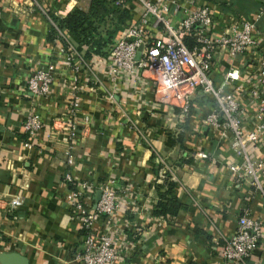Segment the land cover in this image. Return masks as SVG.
I'll return each instance as SVG.
<instances>
[{
	"label": "crops",
	"instance_id": "0c3cea01",
	"mask_svg": "<svg viewBox=\"0 0 264 264\" xmlns=\"http://www.w3.org/2000/svg\"><path fill=\"white\" fill-rule=\"evenodd\" d=\"M89 1L37 0L47 15L58 18L74 7L85 10ZM118 1L112 6L122 9L121 20L113 18L110 24L107 18L98 29L102 36L111 34L109 42L140 14L134 1ZM17 2L0 0V253H20L28 264H78L73 254L81 247L82 235L63 199L69 144L71 172L78 179L96 186L109 177L114 180L120 205L109 219L102 216L95 223L117 241L111 264H221L220 239L233 232L239 215L246 212L264 225L262 195L249 179H237L228 168L230 162H239L229 150L228 134L203 122L210 101L196 95L190 109L182 113L180 99L156 86V76L148 71L112 82L105 64L96 65L97 81L91 80L82 92L77 117L86 129L72 143L64 133L52 131L53 117L67 105L66 85L57 79L46 95L36 96L26 89V80L48 61L65 78L72 73L57 52L59 43L47 38L46 16L40 10L24 13ZM197 2L213 8L214 35L253 12L259 3L264 5V0ZM235 4L238 10L232 8ZM255 25L262 39L259 52L264 54V18ZM66 35L79 53L86 51V45ZM255 59L252 54L243 72L255 67ZM217 60L214 70L224 73L226 61ZM232 88V84L226 87ZM235 96L244 101L242 93ZM26 113L41 120V128L32 136L21 128ZM256 152L264 155V143ZM160 175L174 184L175 196L184 204L166 220L152 214ZM259 182L264 191V173ZM97 191L94 187L92 205ZM12 196L20 198V205L8 212L5 206ZM246 264H264V228Z\"/></svg>",
	"mask_w": 264,
	"mask_h": 264
},
{
	"label": "built area",
	"instance_id": "2783aa9c",
	"mask_svg": "<svg viewBox=\"0 0 264 264\" xmlns=\"http://www.w3.org/2000/svg\"><path fill=\"white\" fill-rule=\"evenodd\" d=\"M132 1L140 8L137 21L109 42L105 56L86 60L37 0H18L17 6L22 12L40 10L46 16L52 40L59 43L57 52L64 56L65 67L72 73L65 78L62 72H56L53 61H48L26 80V89L36 96L46 95L57 79L66 85L67 105L65 111L53 117L52 131L64 133L72 143L78 133L86 129V124L77 117L82 92L91 80L97 81L96 65L105 64L106 77L112 82L123 75L141 77L143 71H148L156 76L153 80L156 86L159 84L165 93L170 92L180 99L178 107L182 113L190 109L196 95L210 101L211 108L203 122L213 130L228 134L229 150L239 159L238 163L228 164L229 170L237 179H249L251 187L264 199L259 182L264 173V155L256 152L264 143V54L259 52L262 39L255 25L257 20L264 18V5L239 16L214 35L211 28L215 12L209 4H198L197 0ZM252 54L256 57L255 67L243 72V67L252 61ZM216 57L226 61L224 73L214 70ZM235 62L240 67L234 66ZM229 84L233 85L231 90L226 89ZM236 93L244 95L243 102ZM84 122L87 123L85 119ZM21 128L27 136H32L41 128V120L37 114L26 113ZM24 146L29 147V144L24 143ZM66 148L63 199L70 214L77 218L82 235L81 247L74 252L73 259L78 264H111L117 254V241L106 229L99 230L95 223L102 216L109 219L120 205L114 180L109 177L96 186L78 179L71 172L70 144ZM162 178L160 175V183ZM94 187L99 196L92 205ZM19 205L20 198L12 196L6 202V211L11 212ZM263 228L260 221L246 212L239 215L233 232L220 239L221 264H246Z\"/></svg>",
	"mask_w": 264,
	"mask_h": 264
},
{
	"label": "trees",
	"instance_id": "16d2710c",
	"mask_svg": "<svg viewBox=\"0 0 264 264\" xmlns=\"http://www.w3.org/2000/svg\"><path fill=\"white\" fill-rule=\"evenodd\" d=\"M115 0H90L85 10L78 7L72 8L64 17H51L66 33L78 39L87 49L82 53L87 60L92 56H105L107 52L101 49L106 43H109L111 34L100 35L99 26L105 19L118 18L121 20L122 9L112 6ZM262 5V4H258ZM236 10L239 9L238 4L233 5ZM257 6V7H258ZM246 8L243 5V9ZM114 28V26L112 25ZM114 31V30H113ZM49 40H52V32L48 33ZM109 40V41H108ZM108 41V42H107ZM156 201L152 214L164 220L170 219L182 208L181 203L174 193V184L165 177L163 181L156 184Z\"/></svg>",
	"mask_w": 264,
	"mask_h": 264
},
{
	"label": "water",
	"instance_id": "95a60500",
	"mask_svg": "<svg viewBox=\"0 0 264 264\" xmlns=\"http://www.w3.org/2000/svg\"><path fill=\"white\" fill-rule=\"evenodd\" d=\"M137 56V55H136ZM99 196L97 191L95 200ZM0 264H28L26 257L17 252H1L0 253Z\"/></svg>",
	"mask_w": 264,
	"mask_h": 264
},
{
	"label": "rangeland",
	"instance_id": "374dc122",
	"mask_svg": "<svg viewBox=\"0 0 264 264\" xmlns=\"http://www.w3.org/2000/svg\"><path fill=\"white\" fill-rule=\"evenodd\" d=\"M232 7V6H231Z\"/></svg>",
	"mask_w": 264,
	"mask_h": 264
}]
</instances>
